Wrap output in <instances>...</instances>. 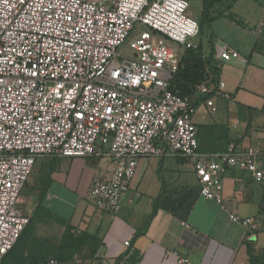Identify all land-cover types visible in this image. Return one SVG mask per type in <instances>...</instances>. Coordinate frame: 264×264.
I'll list each match as a JSON object with an SVG mask.
<instances>
[{
	"label": "built area",
	"instance_id": "built-area-1",
	"mask_svg": "<svg viewBox=\"0 0 264 264\" xmlns=\"http://www.w3.org/2000/svg\"><path fill=\"white\" fill-rule=\"evenodd\" d=\"M200 35L188 0H0V264L30 223L21 195L42 159H110L113 174L95 178L89 198L114 215L142 158L192 161L200 195L220 205L228 172L264 182L256 147L199 151L195 118L217 113L226 87L208 68L192 94L174 89Z\"/></svg>",
	"mask_w": 264,
	"mask_h": 264
},
{
	"label": "crops",
	"instance_id": "crops-1",
	"mask_svg": "<svg viewBox=\"0 0 264 264\" xmlns=\"http://www.w3.org/2000/svg\"><path fill=\"white\" fill-rule=\"evenodd\" d=\"M188 1L192 17L198 10L196 20L208 41L206 49L199 38L195 44L201 45L206 71L207 63H219L217 82L226 84L213 97L217 113L199 112L195 118L200 150L224 152L237 144L264 151V0H218L208 23H203L205 0ZM57 159L29 228L33 238L53 246L66 234L81 235L92 248L85 264H177L173 252L189 264H251L249 248L255 256L264 253V182L249 174L225 175L220 205L200 195L192 161L142 158L114 215L89 198L93 180L113 174L110 159ZM232 215L252 219L254 232Z\"/></svg>",
	"mask_w": 264,
	"mask_h": 264
},
{
	"label": "rangeland",
	"instance_id": "rangeland-1",
	"mask_svg": "<svg viewBox=\"0 0 264 264\" xmlns=\"http://www.w3.org/2000/svg\"><path fill=\"white\" fill-rule=\"evenodd\" d=\"M198 13V10H195L193 18L196 19ZM199 39L203 41L206 49L208 45L206 36L200 35ZM197 40L198 38L194 39V44H197ZM84 160L88 162L90 159ZM58 161L57 158H46L39 161L22 192L21 206L24 208L25 214L31 219L35 214L44 188L52 178L53 169L51 167L55 166ZM90 161L91 164L97 163V161ZM31 233L28 228L19 244L7 256L4 264H47L50 260L66 264H85L90 258L92 248L89 241L81 235H66L61 245L53 246L48 242L33 238Z\"/></svg>",
	"mask_w": 264,
	"mask_h": 264
},
{
	"label": "trees",
	"instance_id": "trees-1",
	"mask_svg": "<svg viewBox=\"0 0 264 264\" xmlns=\"http://www.w3.org/2000/svg\"><path fill=\"white\" fill-rule=\"evenodd\" d=\"M216 1H218V0H205V2H204V22L203 23H208L213 19L210 15V10ZM202 25H201V32H202ZM207 64H208L207 66H208L209 70L215 76V81H217L219 78V68H218L217 64L211 65L210 62ZM180 68L181 69H180V71H179V73L176 76L175 81H174V89L182 95L192 94L193 89L197 86V84H199V82L204 77V74L206 73V65H205V62H203V60L201 58L200 46H198L196 48L187 49L184 52ZM198 139H199V134H198ZM199 151L202 152L200 150V145H199ZM42 194H43V192H42ZM30 225H31V220H30L29 225L27 226V228L23 232V234H22L20 240L18 241L17 245L21 241L24 233L30 227ZM66 235L69 236L71 234H66ZM66 235H65V237H66ZM16 246H15V248H16ZM12 251H10L9 254ZM248 254L251 257V264H262L263 263L264 253L259 255V256H255L253 254V251L251 250V248H249ZM7 256L4 258L2 264H4V261L7 258Z\"/></svg>",
	"mask_w": 264,
	"mask_h": 264
}]
</instances>
